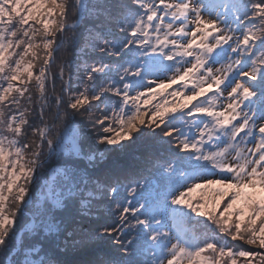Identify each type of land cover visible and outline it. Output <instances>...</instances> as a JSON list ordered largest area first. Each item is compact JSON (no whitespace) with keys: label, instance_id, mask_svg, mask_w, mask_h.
<instances>
[{"label":"snow or ice","instance_id":"6c2138e0","mask_svg":"<svg viewBox=\"0 0 264 264\" xmlns=\"http://www.w3.org/2000/svg\"><path fill=\"white\" fill-rule=\"evenodd\" d=\"M142 138L163 154L130 179L63 159ZM89 244L112 249L91 264H264V0H0V264Z\"/></svg>","mask_w":264,"mask_h":264},{"label":"trees","instance_id":"16d2710c","mask_svg":"<svg viewBox=\"0 0 264 264\" xmlns=\"http://www.w3.org/2000/svg\"><path fill=\"white\" fill-rule=\"evenodd\" d=\"M69 19L71 20L72 17L70 16ZM87 23V21H85ZM78 32L82 31V29H78ZM93 56H96L97 54H91ZM105 60L107 58L100 57ZM91 62V61H89ZM217 67H220L219 64L216 65ZM53 71H56L55 66L52 69ZM75 70L73 69V72ZM75 75L73 80H75ZM149 79H152L150 77ZM75 87V86H74ZM176 89V85H173L172 88H170L168 91H172ZM59 90V81H57V91ZM49 91L51 89L49 88ZM187 94V92H185ZM35 95V92H34ZM168 100H173L174 98L171 96H166ZM157 99H161L158 97ZM46 115H50L49 113H46ZM80 128L85 127V124L81 122V119L77 117L75 120ZM89 126V125H88ZM164 148L167 147V145L163 146ZM163 154V148H161L160 144L157 142H154L151 139L148 138H142L134 151L130 154H123L121 153L118 157L113 154H105V156L100 157L98 156L95 162L91 163L89 166L88 164H85L84 166L87 169V172L91 175L93 178V181L99 179L103 180L105 177L110 175H119L121 179L127 178H133L136 173L142 170L144 166L145 158L149 155H154L156 153ZM146 174V173H145ZM120 195L123 196H129L131 197L127 192L124 191V188H121ZM92 219L94 220L95 217L93 216ZM89 226V222L86 220L84 221V227L87 228ZM112 252V249L107 245H85L81 247L75 254H69V259L74 261V264H91V262H98L99 260L103 259V257L107 254H110Z\"/></svg>","mask_w":264,"mask_h":264},{"label":"rangeland","instance_id":"374dc122","mask_svg":"<svg viewBox=\"0 0 264 264\" xmlns=\"http://www.w3.org/2000/svg\"><path fill=\"white\" fill-rule=\"evenodd\" d=\"M213 67L216 68L217 66L214 65ZM66 75H67V73H66ZM72 83H73V86H75V85H76V79L73 80ZM157 98H158V97H157ZM155 102H163V100H162V99H157L156 101H154V103H155ZM72 125H75V127L80 128L79 125H78V123H77L76 121L70 122V125H69V127H68L67 129H64L62 126H60V127L58 128V131L60 132V134L63 135V136L65 137L66 141L68 142L69 147L71 146V143H72V140H73V135H74V132H73V126H72ZM88 127H90V125H89ZM54 134H55V133H54ZM79 142H80V144H81L85 149H86V148L88 147V145H89V142H88L86 139H84L83 137L80 138V141H79ZM56 159H57V160H60L61 157H60V156H57ZM63 159H66V160H77V162H78V164H79V167H80L82 170H85V169H86V167L84 166L85 164H88V166L90 165V163H88L86 160H80V159H78V158H76V157H74V156H72V157L65 156V157H63ZM86 170H87V169H86ZM121 190H122V189H121ZM124 191L126 192L125 189H124ZM129 199H131V197H130Z\"/></svg>","mask_w":264,"mask_h":264}]
</instances>
